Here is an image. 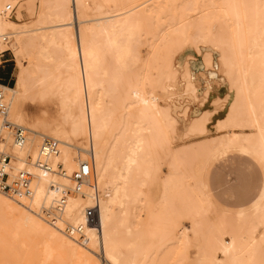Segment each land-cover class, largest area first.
Listing matches in <instances>:
<instances>
[{
    "label": "snow or ice",
    "instance_id": "1",
    "mask_svg": "<svg viewBox=\"0 0 264 264\" xmlns=\"http://www.w3.org/2000/svg\"><path fill=\"white\" fill-rule=\"evenodd\" d=\"M73 6V0H65L58 7L63 10V17L67 18ZM39 7L43 9L45 6L41 4ZM75 7L80 8L81 5L76 4ZM35 8L36 5L23 2L0 4V35L5 41V45H0V53L15 51V44L11 49L6 48V44L22 33L27 34V22H36ZM160 8H175L178 16L181 9L185 10L188 23L178 25L176 18L165 19L162 13L157 14ZM125 13L121 35L115 39L109 36L108 44L114 58L110 59V54L105 53L101 64L95 58V46L90 51L85 44L81 74L79 78H73L70 84L77 93V100L79 93L85 91L81 132L88 123V101L92 100L91 129L96 128L97 109L105 102L103 91L100 92L99 103L93 99L95 77L101 72L106 84H97V90L109 88L113 105L123 102L129 120L133 119V110L139 112L141 119L147 123L143 130L151 134L150 138L141 140V145L146 146L141 151L146 150L153 157L140 188L148 187L149 181L158 188L163 182L164 199L149 211L147 218L143 210L136 209L138 219L134 221L135 232L129 225L127 239L122 240L118 234H110L111 217H108L102 248L96 231H84L78 205L72 199L68 200L67 212L61 211L51 217L55 227L47 231L54 236H63L65 243L61 252L69 256L77 251L85 253L92 257L89 264H208L199 258V249L195 262L162 257H170L172 252L182 256L185 250L186 241L180 238L181 230L173 227L177 214L193 204L197 208L200 205H214L220 209L221 204L215 203L219 199L231 205L222 209L225 215L238 214L244 217L247 214L248 238L242 242L238 256L232 255L235 251L233 240V245L224 249L225 258L213 260L212 264H264V0L162 6L138 3L126 6ZM179 18L184 19L183 16ZM60 20L61 16L55 17L54 26L58 27ZM223 21L229 22L230 30L218 34L216 24ZM91 24L92 20L84 19L82 15V38L86 27ZM141 48H147V52L142 54ZM90 56L93 57L91 61ZM17 57L19 59L20 53H17ZM70 59L74 70L78 54ZM26 63L27 59L21 64V77L25 74ZM27 71H32L30 65ZM85 73L88 79L86 90ZM221 76L231 85L232 93L218 100L214 98L211 86ZM197 80L200 81L199 87ZM40 84L43 86L44 81H40ZM54 89L55 85L51 91L42 88L31 94L27 88L24 91H6L4 94L9 103L4 122L12 121L13 124H24L27 128L49 130L59 136V120L51 116L47 108L54 100ZM125 92L134 93V99H123ZM177 96L181 102L178 114L172 111ZM30 99L33 104H41V110L35 116H29L25 111ZM137 101L143 104V109ZM221 104L225 105L228 117L217 123L216 113ZM227 105H231V111H228ZM136 127L141 128L142 125L137 124ZM0 130L4 132L0 153L5 152L7 146L12 161L0 165V182L6 181V189H10L0 195V203L24 223H34L37 217L42 216L45 201L53 212L56 211L52 208L54 201L48 195L50 189L44 183V180L51 183L49 173L37 171L43 167L37 157L40 152L47 154V149L36 148L37 157H33L29 163L26 153L21 151V144L15 146V151L12 150L9 140L12 133L2 126ZM224 132L229 134L225 136ZM209 136L215 139L208 141V145L220 147L210 149L205 145L203 141ZM100 139L98 134L97 162ZM193 140L201 143L194 145ZM241 142H245L248 147H241ZM35 143V138H32L30 144ZM5 159H8L7 155ZM67 164L65 159L66 169ZM52 166L49 161L48 167ZM67 174L66 171L65 176ZM65 182L70 184V181ZM169 188H173L178 195L169 199ZM225 193L229 197L228 201L223 200ZM125 198L130 212L132 204H139L144 196L142 191L136 193L135 190L129 194L126 186ZM236 205H247V212L243 208L235 212ZM120 208L123 210L125 204L121 203ZM129 212H124V215L128 216ZM12 223L6 222L3 229L0 264H36L25 259L28 245L21 243L20 230L11 227ZM97 249L107 255V261L95 258ZM45 256L46 259L40 264H52L55 252L45 247ZM56 264L73 262L64 259Z\"/></svg>",
    "mask_w": 264,
    "mask_h": 264
},
{
    "label": "bare ground",
    "instance_id": "2",
    "mask_svg": "<svg viewBox=\"0 0 264 264\" xmlns=\"http://www.w3.org/2000/svg\"><path fill=\"white\" fill-rule=\"evenodd\" d=\"M173 1L174 0H168V2ZM16 2L17 0H0V4ZM223 2H225V0H221V3ZM23 3L27 5L29 4V1H24ZM41 3L45 7L36 19L35 25L37 26L35 28H30L29 26L27 33L36 32L40 29H49V31L41 34L40 38L42 40L35 53L36 61L30 65L32 71L28 72V67L25 66L24 76L21 77V70H19L14 86L0 82V89L3 93L4 101L8 105L9 99L4 94L6 91H24V89L27 88L28 92L31 94L34 90H41L42 88L51 91L53 85H55L53 95L59 96L62 109L64 111L63 120L61 121L59 119L60 135L58 136L53 134V132L49 130L27 128L23 124H16L26 131L27 140L24 145H21V151L26 153V159L30 163L33 157H37L36 148L42 146L44 139L49 138L57 142V152L44 159L48 162H52V168L37 169L39 172L47 171L49 173L51 181L50 184L49 181L44 180L43 177H41V179L44 180L45 186L50 189L48 195L54 201L52 208L61 198V189H73L74 182L72 177L74 171L83 163L90 165L92 171L90 179L87 182L88 184L80 193L72 192L71 194H67L63 211L67 212L69 199L75 201L79 208V215L81 216L82 223L84 225V231L88 232L89 229L96 231L99 234V240L102 248L105 222L108 217H111L109 222L110 234H118V238L122 240L127 239L126 232L129 225L133 228V232H135L134 221L138 219L136 209L139 208L143 210L144 215L147 218L149 211L153 210L156 205L154 198L156 194L159 193V190L163 192L160 203L163 201L165 196L163 182L159 184V187L154 192V195H151V186L153 187L152 181L148 182V187L143 189L140 188V184L146 178L147 172L152 164L153 157L148 151H141V148H146L145 145H141V140L150 138L151 134L143 130L147 127V123L141 119L139 112L133 110V119L129 120L128 115L125 113L123 102L119 105H113L110 94L111 90L109 88L104 87L97 90V84H106V80L101 72L95 77L93 99L99 103L101 101L100 92L103 91L105 102L97 109L96 128L91 129L92 100L88 101V123L84 125V129L81 132L80 129L82 123V109L85 103V91H81L79 93V100H77V93L73 90L70 84V81L73 78H79L81 74L85 44L89 46L90 51L93 46H95V51L97 53L95 58H98L101 61V64L105 53L110 54V59L114 58V53H112L108 44L109 36L111 35L112 38L115 39L121 35L123 18L126 13H124V16L116 17L115 19L111 18L109 15L89 18L90 15H88L86 10L85 0H73L74 6L69 10L67 18H64L63 10L58 6L65 3V0H41ZM31 4L34 5V3ZM76 4L81 5V7L76 8ZM58 15L61 16V20L58 22L59 26L57 27L54 26V23H56L54 18ZM82 15L84 19H91L92 21L95 20L94 24L92 23L86 27L83 38L81 37ZM48 19H50L52 23L44 26L43 24L47 23ZM226 23L230 25L228 21H226ZM40 38L38 39L40 40ZM9 44L10 42L6 44V48H8ZM69 48L71 49V52H69ZM25 49V41L21 37L16 38L15 51L16 53H20V65L23 62L21 56ZM77 54L78 61L76 62L75 69L73 70L70 57ZM91 59H93V57L90 56V61ZM53 61H55V63H53ZM40 81H44L43 86L40 84ZM87 84L88 79L87 74L85 73L84 90L87 89ZM123 99H134V93L126 92ZM136 103L140 105L141 109H143V104L139 101ZM3 117L4 116L0 113V126H2L3 129H6L4 128L6 126V122H4ZM227 117L225 118L227 119ZM221 120L222 119H219L218 123H220ZM137 124H141L142 127L137 128ZM105 128L106 130H104ZM7 130L12 132L9 129ZM29 131L33 134H29ZM0 132H2V130H0ZM98 134L101 136L99 141V162H97ZM228 134V132L224 133L225 136ZM236 134H239V132ZM78 136L86 137L87 141H89V146H91L90 149L88 145H84V143H82L83 141H80L79 145L75 144L73 138ZM32 138H35L36 140L34 145L30 144V140ZM9 140L11 141L12 150L15 151V146L17 145L15 139L13 136H10ZM3 143L4 140L1 138L0 144ZM203 143L210 149L220 147V145H208V141ZM241 147L247 148L248 145L245 142H241ZM74 149L78 152L74 151ZM5 151H7V146ZM65 153H67L66 156ZM88 153L90 154V158L87 157ZM57 154H59V157ZM40 157L41 152L37 158L41 159ZM65 159L68 161L67 169L65 168ZM19 162L22 163L24 161ZM66 171L68 173L67 176H65ZM66 180L70 181V184L66 183ZM126 186L129 194H133L135 190L136 193L142 191L144 196V199L140 201L139 204H132V210L130 212L128 208V201L125 198ZM173 192H175L174 189L169 188V199L173 198ZM0 193L5 194L3 192ZM53 193H55L54 196ZM177 195L178 194L175 192V196ZM96 202L98 203L100 217L99 223L98 225H90L87 224L88 217L86 210L88 207L93 206ZM121 203L125 204V208L123 210L120 208ZM45 208L50 209L47 201L44 203V210ZM0 209L13 217L14 223L12 227L19 228L21 243H27L29 251L25 256V259L36 262V264H40V262L46 259L45 247L55 252L52 264H56L57 261L64 259L72 261L73 264H89V261L92 259L91 256L79 251L72 256L61 252L65 243L64 238L62 235L54 236L50 231H47L48 229H53L55 225L45 218L43 214L42 216L37 217L34 223H24L18 216H14L9 208H7L3 203H0ZM239 209L236 210L237 213ZM124 212H129V215L125 216ZM211 212L212 211L209 209V206L200 205L197 208L193 204L189 207H185L182 212L178 213L180 217L177 221L176 229L181 230L180 238L186 241L185 250L182 256L178 255L180 260L186 262H195L197 260L196 254L192 257L189 256L188 249L190 247H195L196 253L197 249H199V258L206 260L208 264H212L213 260H223L225 258L224 249L232 246L233 240H235V251H233L232 255H239V249L242 242L245 240V234H248L247 225L249 220L247 214L244 217H241L238 214L225 215L224 213L215 211L214 213L216 214L217 220L213 221L208 218L210 217L208 215ZM233 215L237 217L236 222L230 220ZM183 218H187L189 220L190 227L183 224L184 220L182 223L181 219ZM3 229L4 226H0V240H2L4 236ZM227 236H229V240L226 239ZM101 257H104L105 261L108 259L107 255L103 252Z\"/></svg>",
    "mask_w": 264,
    "mask_h": 264
},
{
    "label": "rangeland",
    "instance_id": "3",
    "mask_svg": "<svg viewBox=\"0 0 264 264\" xmlns=\"http://www.w3.org/2000/svg\"><path fill=\"white\" fill-rule=\"evenodd\" d=\"M24 1L25 2L29 1V3H34V5H36L35 17L37 19L39 16V13H41L43 10L39 7V5L42 4L41 0H17V2H24ZM197 2L201 3V4H220L221 0H174L173 2H168V0H130V1L129 0H85V4H86V8H87L86 10L88 12V15H90L89 18L109 15L113 19H115L116 17L124 16L125 7L129 6L131 4L148 3V4H155V5H161L162 6V5H168V4H185L186 5V4H194ZM98 5H100V6H98ZM118 5H122L124 7H120ZM177 11L178 10L175 8H170V9L169 8H160L157 11V14L159 15L162 13L163 16L165 17V19H168V20L176 18L178 25L182 24V23H188L187 15H186L187 12L183 9H181L179 11V16L184 17L183 20H180L178 14H177ZM216 15H218V13H216ZM209 22L211 23V21H209ZM27 23L29 24L30 28H35L37 26V25H35V23L34 24L31 23L30 20ZM51 23H52V21L50 19H48L47 23H45L43 25L46 26V25H49ZM92 23L94 24L95 20L92 21ZM216 29H217L218 34L221 31H223L224 33H227L230 30V25H228V23H226V21H223L222 23L216 24ZM48 31H49V29H40V30H37L36 32L34 31L35 34H34V32H30V33L28 32L27 34H24V33L21 34L20 37L25 41V45H26V49L22 53V56H21V59L23 62L25 61V59H27V63L24 64V67L25 66L28 67L29 65H32L36 61L35 53L37 51V47L39 46V44L42 40L40 38L41 34L43 32H48ZM38 38H40V40ZM15 40H16V38L13 41H10L8 49H11L13 47V44H15ZM146 52H147V48H141L142 54H145ZM23 56H24V58H23ZM18 60L19 59H17L16 51H7V54L3 53V56L1 57V62H0V82L6 83L10 86L15 85L18 74H19V70H21V65L19 64L20 60L19 61ZM196 84H197V87H199L200 81L197 80ZM141 92H143L142 89H141ZM211 92L214 95L215 99L223 100L225 97H228L232 93V88H231V85L228 82H226V78L221 76L219 81H213L212 86H211ZM232 98L235 99L234 94H232ZM180 106H181V102L179 100V97L177 96L176 101H174L172 104V111L174 113L178 114V109L180 108ZM47 108H48L51 116H54L58 120L59 119L61 121L63 120V112L64 111L62 109L61 100H60L58 95H54V100H52L47 105ZM227 109H228V111H231V105H227ZM40 110H41V104H39V103L33 104L31 102V99L25 105V111L29 116L37 115ZM134 111H136V110H134ZM194 114H195V110H193V115ZM227 115H228V112L225 111V105L221 104L220 110L216 113L218 120L219 119H226L225 117H227ZM218 120L216 121L217 123H218ZM29 134L32 135L33 133L32 132L30 133V131H29ZM212 138H215V137L209 136L203 142L210 141V140H212ZM73 141L75 142L76 145H79V142L83 141L82 143H84V145L85 144L88 145L89 149L91 147V146H89V141H87L86 137H82V136L74 137ZM200 143L201 142L197 141V140L192 141V144H194V145L200 144ZM74 151H77V150L74 149ZM87 157L90 158L89 153H88ZM157 189H158L157 186L153 184V187L151 186V195H154V192ZM160 189H162V188H160ZM0 194L4 195L2 193H0ZM172 194H173L172 196L175 197V192H173ZM162 195H163V192H161L159 190V193H157L155 198H154V201L156 204L155 207H157V205L160 204ZM157 197H159V199H157ZM223 200L224 201L229 200L227 193L224 194ZM215 203L221 204V208L218 209L214 205L209 207V209L212 212L209 213V215H208L210 217H208V216L207 217L213 221L217 220L216 214L214 213L215 211H218L219 213H224V211L222 210L224 207H231V205L225 204L219 199H217L215 201ZM155 207H154V209H155ZM240 207L244 208L245 211L247 212V205H236L234 211L236 212V210L239 209ZM179 217L180 216L177 214L176 219H175V223L173 225L174 229H176L177 221L179 220ZM183 220H184V223H183ZM230 220L231 221L233 220L236 222L237 217L235 215H233ZM9 221L14 223L13 217L10 216L9 214L5 213L2 209H0V226H5L6 222H9ZM181 221L185 226L190 227V222L187 218H183V219H181ZM13 223L11 224V227H12ZM247 238H248V234H245V240ZM226 239L229 240V236H227ZM189 249H188L189 256H191V257L194 256L196 254V248L190 247ZM100 253L102 254V251L100 249H97L95 252V258L100 259L99 258V257H101ZM101 258H103L105 260L104 257H101ZM162 258L170 259V260H180V258L176 254V252H172L170 257L166 255L165 257H162Z\"/></svg>",
    "mask_w": 264,
    "mask_h": 264
},
{
    "label": "built area",
    "instance_id": "4",
    "mask_svg": "<svg viewBox=\"0 0 264 264\" xmlns=\"http://www.w3.org/2000/svg\"><path fill=\"white\" fill-rule=\"evenodd\" d=\"M10 42V41H9ZM8 42V43H9ZM7 43V44H8ZM0 45H5V41L3 39V35H0ZM3 56V53H0V62H1V57ZM6 107L7 104L4 101V96L3 93L0 89V113L4 116L5 111H6ZM6 126L4 128L11 130L12 132V136L15 139V142L17 144H21L24 145L27 137H26V131L16 125L13 124L12 122H6L5 123ZM3 131L0 132V139L3 136ZM44 149H47V154L45 152H41V159H38V162L40 165H43L42 168H47L50 169L48 167V161L44 160L45 158H48L50 155L55 154L57 152V142L52 140V139H44L42 146ZM8 156V159H5V156ZM4 163H11V159H10V154L5 151L3 153H0V165H3ZM83 169H87V171H84ZM91 168L89 164H85L83 163L79 168H77L74 173H73V189H68V190H64L61 194V198L55 203V206L53 207L54 209H56L55 212H53L51 209H47L45 208V210L43 211V215L45 216V218H47L50 222H52L51 217L54 215H57L59 212L63 211L64 209V205L66 203V198H67V194H71L73 193H80L83 188L88 184L87 182L90 179V175H91ZM21 172H23V170H21ZM31 175V174H29ZM31 188V185H29V189ZM6 191H10V189H6V181L0 182V192L6 193ZM61 201H63V203L61 204ZM86 214H87V224L90 225H98L99 223V210H98V203L96 202L93 206H90L87 208L86 210ZM79 235V233H78Z\"/></svg>",
    "mask_w": 264,
    "mask_h": 264
},
{
    "label": "crops",
    "instance_id": "5",
    "mask_svg": "<svg viewBox=\"0 0 264 264\" xmlns=\"http://www.w3.org/2000/svg\"><path fill=\"white\" fill-rule=\"evenodd\" d=\"M240 208H242V207H240Z\"/></svg>",
    "mask_w": 264,
    "mask_h": 264
},
{
    "label": "trees",
    "instance_id": "6",
    "mask_svg": "<svg viewBox=\"0 0 264 264\" xmlns=\"http://www.w3.org/2000/svg\"><path fill=\"white\" fill-rule=\"evenodd\" d=\"M2 83V82H1ZM6 84V83H5Z\"/></svg>",
    "mask_w": 264,
    "mask_h": 264
}]
</instances>
